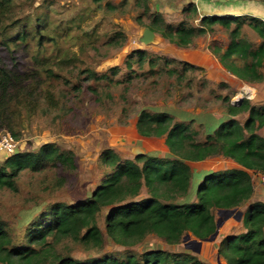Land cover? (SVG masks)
<instances>
[{
  "label": "trees",
  "instance_id": "obj_1",
  "mask_svg": "<svg viewBox=\"0 0 264 264\" xmlns=\"http://www.w3.org/2000/svg\"><path fill=\"white\" fill-rule=\"evenodd\" d=\"M93 1L101 4L105 0ZM257 1L264 4V0ZM127 2L123 0L116 5L108 2L106 6L116 10ZM134 2L143 8L137 23L178 49L191 48L199 38L212 35L217 27H222L229 38L213 42L209 46L211 53L227 72L241 81L264 82V20L249 15L201 16L192 2L182 9V20L173 23L166 21L162 13L152 11L149 0ZM193 19L197 24L191 23ZM31 22H34L33 30L29 27ZM13 27L19 28L18 33L6 37L7 28ZM246 28L257 35L259 43L246 37ZM50 30L45 16H25L0 29V44L10 50L11 43H25L31 38L42 48L45 41L55 40ZM125 40L126 35L117 32L108 44L120 45ZM12 58L15 62V57ZM36 60L42 69L32 73L21 72L16 63L12 67L0 64V131L7 129L17 142L20 133L13 123L23 110L33 115L38 111L62 109L60 100L69 96L64 91L56 92L54 82L70 85L71 80L64 73L73 74L70 68L77 69L79 62L75 54L68 53L55 64L56 69L46 58L36 57ZM146 64L148 74L169 73L178 77L179 83L187 81L189 85L193 79L191 74L206 72L203 66L186 59L147 50H135L126 60V68L131 72H136L134 65L143 69ZM120 70L115 66L110 68V73L100 74L89 67L81 69L76 73L72 92L81 94L86 89L101 101L103 94L96 85L102 81L113 82ZM223 101L228 117L214 126L204 125L195 118L179 120L167 111L140 110L136 121L138 134L145 138H164L168 154L141 153L132 159H123L112 149L104 150L100 164L107 172L89 197L74 203L46 205L29 221L20 241L0 221V264H207L192 253L168 250L127 249L122 254L99 253L78 260L71 251L59 249V245L64 243L66 247L72 243L100 252L105 243L99 225L103 211H106L107 235L126 248L143 242L149 235L159 237L168 245L182 243L188 234L205 240L217 230L215 212L243 206H247L242 216L245 231L222 237L217 253L225 264H264V202L252 201L255 192L252 173L264 174V137L258 133L264 127V105L253 104L246 98L232 103L229 97H223ZM244 114L247 117L242 123L237 117ZM17 150L0 164V189L17 192L18 179L27 170L43 172L54 168L74 172L77 169L74 152L56 143L43 144L36 151ZM215 156L231 159L239 168L208 171L196 184L191 163Z\"/></svg>",
  "mask_w": 264,
  "mask_h": 264
},
{
  "label": "rangeland",
  "instance_id": "obj_2",
  "mask_svg": "<svg viewBox=\"0 0 264 264\" xmlns=\"http://www.w3.org/2000/svg\"><path fill=\"white\" fill-rule=\"evenodd\" d=\"M122 1L105 0L97 4L93 0H37L35 3L0 0V29L25 16L43 15L55 37L54 41H45L42 48L36 39L31 38L25 43H11L10 50L0 44V64L12 67L16 63L21 72L32 73L42 69L36 64V57L48 59L54 69L55 64L67 53L79 58L76 71L70 68L73 74L68 71L64 73L71 80L70 85L54 82L56 92L64 91L69 96L68 99L60 100L61 110L47 113L38 111L33 115L23 110L13 123L14 129L20 133L19 151H36L43 144L56 143L62 149L74 152L77 163L74 172L54 168L43 172L24 171L18 179L17 192L0 189V221L7 224L15 240L23 239L29 221L46 205L53 202L74 203L91 195L107 172L100 164L104 150L112 149L123 159H132L141 153L158 156L168 154L164 138H145L138 134L136 121L140 110L167 111L175 114L179 120L195 118L204 125L214 126L228 117L223 97H229L232 103L246 98L253 104L264 105V88H260L257 85L259 83L248 84L231 75L211 53L209 46L213 42L229 38L222 27H217L212 35L199 38L191 48L178 49L137 23L136 18L143 8L137 7L134 0H128L125 6L116 10L106 6L108 2L116 5ZM192 2L196 3L199 15L210 14L211 7L225 3L224 0H149L152 11L162 13L166 21L173 23L182 20V9ZM144 22L148 23L147 20ZM191 23L197 24V21L193 19ZM29 27L33 30L34 22ZM18 31L17 27L7 28L4 35L14 36ZM117 32L124 33L126 40L120 45L108 44L110 37ZM245 35L254 43L260 42L249 28L245 29ZM138 49L186 59L203 66L206 72L191 74L193 79L190 85L187 81L179 83L178 77L158 70L156 74H148L147 64L143 69L134 65L136 72H131L126 68V60ZM12 57H15V62ZM115 66L121 70L113 79L121 82L102 81L97 84L96 87L103 94L101 101L86 89L81 94L72 92L71 86L77 82L76 73L81 69L89 67L104 74L110 73V68ZM246 117L247 114H244L237 119L243 123ZM5 133L11 134L7 129L0 131V135ZM258 133L264 136V130H258ZM8 156L0 153V164ZM233 165L231 160L222 156L191 163L194 182L197 184L208 171L231 169ZM142 194H146L144 189ZM193 200L195 195L192 192ZM245 208L243 206L231 215L215 212L217 222L222 223L219 235L214 242H204L199 253L188 247L195 239L192 235L189 240H183L178 245H168L159 237L149 235L132 247L121 246L105 231L106 211L99 217L105 237L100 252L72 243L66 247L64 243L60 244L59 249L71 251L78 260L99 253L122 254L127 249L136 252L168 250L192 253L207 264H225L222 258H218V244L226 234L245 231L242 225Z\"/></svg>",
  "mask_w": 264,
  "mask_h": 264
},
{
  "label": "crops",
  "instance_id": "obj_3",
  "mask_svg": "<svg viewBox=\"0 0 264 264\" xmlns=\"http://www.w3.org/2000/svg\"><path fill=\"white\" fill-rule=\"evenodd\" d=\"M224 1L225 3L220 4L219 7L218 6L211 7L210 9L211 13L209 12L210 14H203V15H212V14H215V15H249V16H255V17H258L264 20V4L260 1H257V0H247V1L245 0H237V1L224 0ZM257 85H259L260 88L262 89L264 88V84H262V86H261V83ZM260 130L261 131L264 130V127L261 128ZM231 162L234 164L233 168H239V166L234 161L231 160ZM258 177H260L258 173L257 174L252 173V180H253L254 189H255L252 201L264 202V190H263L264 187L261 186Z\"/></svg>",
  "mask_w": 264,
  "mask_h": 264
},
{
  "label": "water",
  "instance_id": "obj_4",
  "mask_svg": "<svg viewBox=\"0 0 264 264\" xmlns=\"http://www.w3.org/2000/svg\"><path fill=\"white\" fill-rule=\"evenodd\" d=\"M149 31V30H148ZM151 34H153L151 31H149ZM237 211V209H232V210H219L218 212L221 214H226V215H231L234 214ZM222 223L221 222H217V230L216 232L209 238L205 239V240H198V239H194L190 242V244H188V247H191V250L194 251L195 253H199L200 249L203 245L204 242H214L218 235H219V231H220V227H221ZM191 238V235L188 234L185 238L184 241L189 240ZM194 246V247H193ZM220 256L218 255V258Z\"/></svg>",
  "mask_w": 264,
  "mask_h": 264
},
{
  "label": "built area",
  "instance_id": "obj_5",
  "mask_svg": "<svg viewBox=\"0 0 264 264\" xmlns=\"http://www.w3.org/2000/svg\"><path fill=\"white\" fill-rule=\"evenodd\" d=\"M18 142L10 133L0 135V153L12 154L18 150ZM260 184L264 187V174H260Z\"/></svg>",
  "mask_w": 264,
  "mask_h": 264
}]
</instances>
